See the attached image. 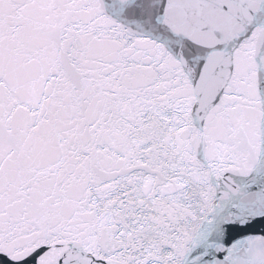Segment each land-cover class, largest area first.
Returning <instances> with one entry per match:
<instances>
[{
	"label": "snow or ice",
	"instance_id": "6c2138e0",
	"mask_svg": "<svg viewBox=\"0 0 264 264\" xmlns=\"http://www.w3.org/2000/svg\"><path fill=\"white\" fill-rule=\"evenodd\" d=\"M0 264H264V0H0Z\"/></svg>",
	"mask_w": 264,
	"mask_h": 264
}]
</instances>
